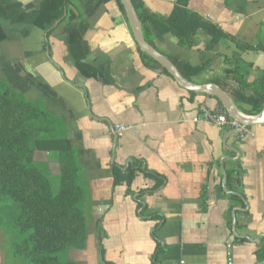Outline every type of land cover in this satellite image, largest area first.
I'll return each mask as SVG.
<instances>
[{"label":"crops","instance_id":"1","mask_svg":"<svg viewBox=\"0 0 264 264\" xmlns=\"http://www.w3.org/2000/svg\"><path fill=\"white\" fill-rule=\"evenodd\" d=\"M146 1L158 14L174 4ZM187 5L223 36L201 29L181 47L156 33L154 47L199 68L191 82L217 84L254 117L232 92L264 71V0ZM140 49L118 0H0V80L46 109L48 125L63 123L81 167L91 221L73 260L264 264V121L232 118L215 94L181 86ZM204 111L238 126L195 121Z\"/></svg>","mask_w":264,"mask_h":264},{"label":"trees","instance_id":"2","mask_svg":"<svg viewBox=\"0 0 264 264\" xmlns=\"http://www.w3.org/2000/svg\"><path fill=\"white\" fill-rule=\"evenodd\" d=\"M187 2L174 0L169 14H158L146 0H132L144 37L150 44L155 46L156 33L173 35L181 47L188 45L201 29L215 40L223 36L216 26L191 12ZM118 3L126 13L121 0ZM247 48L251 47H243ZM140 53L147 64L171 76L149 54L141 49ZM168 58L188 81H193V75L201 71L187 61ZM239 77L236 79L243 78ZM246 87L252 92L248 94ZM239 88L232 92L239 109L247 115L259 114L264 108V71L256 85L240 83ZM242 103L249 108L244 109ZM48 113L37 102L25 98L22 91L0 80V229L5 236H11L9 255L19 264H77L64 253L85 249L87 243L81 167L74 158L71 139L48 125ZM37 151L47 152L49 159L59 163V175H52L48 162L35 158ZM115 178L121 180L120 176Z\"/></svg>","mask_w":264,"mask_h":264},{"label":"water","instance_id":"3","mask_svg":"<svg viewBox=\"0 0 264 264\" xmlns=\"http://www.w3.org/2000/svg\"><path fill=\"white\" fill-rule=\"evenodd\" d=\"M123 3L125 12L127 14L129 25L131 27V30L133 32V36L138 43L141 50L149 54L151 57H153L155 60H157L159 63H161L175 78V80L183 87L191 90H209L213 94H215L219 100L222 102L223 106L225 107L228 114L240 121L241 123L247 124V123H256V122H263L264 121V109L261 113L258 115H255L254 117L247 118V116L241 114V112L238 111L236 106L233 104L232 100L228 95L225 93V91L214 83H208V84H202L198 85L191 81L186 80L178 71L177 67L174 65V63L162 52H160L157 48H155L152 44H150L146 38L144 37V34L142 32L137 13L135 11L134 5L132 3V0H121Z\"/></svg>","mask_w":264,"mask_h":264},{"label":"rangeland","instance_id":"4","mask_svg":"<svg viewBox=\"0 0 264 264\" xmlns=\"http://www.w3.org/2000/svg\"><path fill=\"white\" fill-rule=\"evenodd\" d=\"M2 78L1 74H0V79ZM59 123V122H57ZM57 125V124H56ZM57 128L59 129V133L61 134H65V132L63 131L64 129V125L63 123L60 121V125L57 126ZM38 159H44V160H47V157L44 156V155H37L36 156ZM49 164L51 165V172H52V175L56 176L59 174L60 170H59V166L57 163H53L52 161L49 162ZM54 178L52 179V181L54 182ZM58 179L55 181L57 182ZM88 218L87 221H91V218H89L88 216H86ZM11 239V236L9 235H4V231L2 229H0V264H19L18 262L16 261H13V258L10 257L9 253H10V247H11V244H10V240ZM76 253L77 251L75 250H71L69 251V253H64V255H66V258H70V259H74L72 256H71V253ZM62 258H64L63 254H62Z\"/></svg>","mask_w":264,"mask_h":264},{"label":"built area","instance_id":"5","mask_svg":"<svg viewBox=\"0 0 264 264\" xmlns=\"http://www.w3.org/2000/svg\"><path fill=\"white\" fill-rule=\"evenodd\" d=\"M203 119H206L207 121L210 122H214L220 126H224L227 124L231 125L232 127L238 126V122L230 119L226 114V112L223 111H216V112L204 111L202 114L198 115L194 120L201 121ZM117 127L120 129L125 128L123 125H118Z\"/></svg>","mask_w":264,"mask_h":264}]
</instances>
